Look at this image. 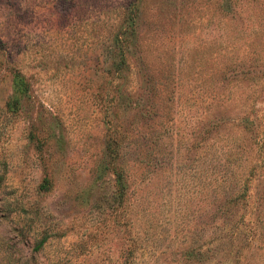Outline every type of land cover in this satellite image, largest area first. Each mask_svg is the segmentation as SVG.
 I'll return each instance as SVG.
<instances>
[{
    "label": "rangeland",
    "instance_id": "obj_1",
    "mask_svg": "<svg viewBox=\"0 0 264 264\" xmlns=\"http://www.w3.org/2000/svg\"><path fill=\"white\" fill-rule=\"evenodd\" d=\"M0 264H264V0H0Z\"/></svg>",
    "mask_w": 264,
    "mask_h": 264
},
{
    "label": "trees",
    "instance_id": "obj_2",
    "mask_svg": "<svg viewBox=\"0 0 264 264\" xmlns=\"http://www.w3.org/2000/svg\"><path fill=\"white\" fill-rule=\"evenodd\" d=\"M29 92V84L24 75L16 73L13 79V94L8 101V108L11 111L17 110L21 99ZM45 190L46 188H41Z\"/></svg>",
    "mask_w": 264,
    "mask_h": 264
}]
</instances>
